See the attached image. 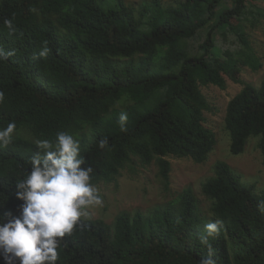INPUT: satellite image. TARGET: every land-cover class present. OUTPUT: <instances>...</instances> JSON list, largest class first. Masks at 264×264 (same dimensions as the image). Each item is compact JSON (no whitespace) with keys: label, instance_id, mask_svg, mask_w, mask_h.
I'll return each mask as SVG.
<instances>
[{"label":"trees","instance_id":"16d2710c","mask_svg":"<svg viewBox=\"0 0 264 264\" xmlns=\"http://www.w3.org/2000/svg\"><path fill=\"white\" fill-rule=\"evenodd\" d=\"M261 2L0 0V48L13 53L0 60V128L16 123L0 149V218L19 215L15 184L39 151L36 141H54L61 131L78 134L94 185L154 163L168 191V157L202 163L213 150L200 87L224 89L226 80L243 85L225 110L229 152L242 154L258 138L264 164V75L258 87L240 79L242 67L264 68L247 32L264 20ZM44 47L48 55L40 57ZM121 112L130 117L123 128ZM200 193L204 206L184 188L145 214L120 212L111 224L85 219L64 237L56 264H198L208 254L200 236L217 220L213 264H264V191L218 161Z\"/></svg>","mask_w":264,"mask_h":264},{"label":"clouds","instance_id":"9594fccd","mask_svg":"<svg viewBox=\"0 0 264 264\" xmlns=\"http://www.w3.org/2000/svg\"><path fill=\"white\" fill-rule=\"evenodd\" d=\"M4 24L10 33L16 31L12 20H5ZM48 52L44 47L39 56L45 57ZM12 54L0 48V60ZM3 101L4 92L0 91V103ZM127 119V113L121 112L122 128ZM15 130L14 121L0 128V149L12 142ZM107 146V138L98 141L100 149ZM36 147L39 151L31 157L30 168L15 184L16 199L23 202L19 205V215L6 222L0 218V257L4 264H56L64 237L84 226L89 208L103 204L99 189L91 182L93 168L80 154V142L74 135L61 131L54 141L37 140ZM220 231L219 220L205 226L200 243L208 249V254L198 264H213L209 237Z\"/></svg>","mask_w":264,"mask_h":264},{"label":"rangeland","instance_id":"374dc122","mask_svg":"<svg viewBox=\"0 0 264 264\" xmlns=\"http://www.w3.org/2000/svg\"><path fill=\"white\" fill-rule=\"evenodd\" d=\"M122 1L137 7L142 0ZM160 1L168 5L174 0ZM225 1L230 7V0ZM259 5L264 6V3L261 2ZM247 32H249V40L254 52L263 61L264 20H260L254 29L247 28ZM263 75V67L255 72L242 67L240 79L246 84L258 87ZM242 88L243 85L232 83L229 80H226L224 89L216 86L200 87V92L210 107V111L204 113L205 126L214 132L216 140L213 150L204 162L195 163L186 158L168 157L167 160L170 163L168 191L164 189L163 181L159 178L158 169L154 163L144 168L137 166L134 173L125 168L114 182L108 184L100 182L95 185L103 198V204L89 208L86 220L99 219L106 224H111L120 212L139 211L145 214L155 206L163 204L169 198V193H178L184 188H190L197 197L203 200L202 205L204 206L207 201L200 193V186L206 178L212 175L213 166L218 161L225 162L232 168L240 176L241 182L251 187L255 193L259 194L264 191V164L257 148L258 138H249L244 152L234 156L229 152V137L224 130L227 104ZM120 107V105L115 106L117 109ZM72 135L78 138V134L72 133ZM19 136L22 135L19 133Z\"/></svg>","mask_w":264,"mask_h":264}]
</instances>
